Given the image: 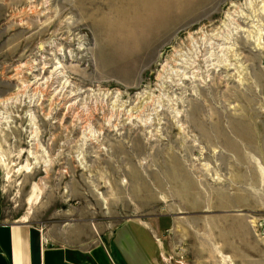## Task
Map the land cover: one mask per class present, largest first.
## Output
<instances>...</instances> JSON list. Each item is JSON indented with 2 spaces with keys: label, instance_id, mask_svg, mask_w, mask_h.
Masks as SVG:
<instances>
[{
  "label": "rangeland",
  "instance_id": "obj_1",
  "mask_svg": "<svg viewBox=\"0 0 264 264\" xmlns=\"http://www.w3.org/2000/svg\"><path fill=\"white\" fill-rule=\"evenodd\" d=\"M128 1L0 0L1 220L159 222L162 264H264V0L175 11L144 50Z\"/></svg>",
  "mask_w": 264,
  "mask_h": 264
},
{
  "label": "crops",
  "instance_id": "obj_2",
  "mask_svg": "<svg viewBox=\"0 0 264 264\" xmlns=\"http://www.w3.org/2000/svg\"><path fill=\"white\" fill-rule=\"evenodd\" d=\"M158 223L124 221L95 238L88 225L47 234L31 224L5 223L0 215V264H162L153 233L161 228ZM193 259L191 264L227 261Z\"/></svg>",
  "mask_w": 264,
  "mask_h": 264
},
{
  "label": "bare ground",
  "instance_id": "obj_3",
  "mask_svg": "<svg viewBox=\"0 0 264 264\" xmlns=\"http://www.w3.org/2000/svg\"><path fill=\"white\" fill-rule=\"evenodd\" d=\"M206 0H130L127 3L129 7L128 16L132 20V26L135 23L140 22L141 28L136 32V38L133 40L139 42L140 49L146 48L150 42V39L165 27L169 26L168 21L174 20L176 14L175 11L187 12L195 8H198L205 3ZM174 13V15L172 14ZM127 28L120 26V30ZM137 29V27H136ZM135 31V30H134ZM163 31V30H162ZM139 49V50H140ZM137 50V51H139ZM144 50V49H143ZM215 79V74H211ZM210 75V76H211ZM186 81V79H182ZM194 80V79H193ZM196 81V80H195ZM217 126V125H216ZM217 130L218 128H216ZM234 128H237V124L232 123ZM263 178V177H262ZM225 199V197L223 198Z\"/></svg>",
  "mask_w": 264,
  "mask_h": 264
}]
</instances>
